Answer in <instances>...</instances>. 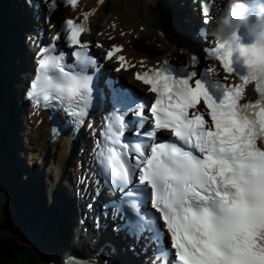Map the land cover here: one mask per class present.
Returning <instances> with one entry per match:
<instances>
[{
	"label": "snow or ice",
	"instance_id": "obj_1",
	"mask_svg": "<svg viewBox=\"0 0 264 264\" xmlns=\"http://www.w3.org/2000/svg\"><path fill=\"white\" fill-rule=\"evenodd\" d=\"M40 2L47 8L58 7V0ZM66 3L72 9L78 6V0ZM95 12L96 8L83 11L79 21L66 18L62 31L57 30L51 42L40 48L27 93L37 105L65 106L80 125L93 103L88 67L97 61L88 55L89 42L82 37L90 31ZM202 15L205 24L210 23V7H203ZM44 19L57 28L50 14ZM61 40L77 49L71 53L75 65L65 63L64 51L57 53ZM242 41L236 34L206 49L225 74L238 76L239 83H227V75L221 78L215 65L198 74L161 62L134 73L135 79L150 86L155 100L145 99L134 111L135 100L127 101L118 92L121 108L112 114L108 130L102 132L104 141L97 145V160L110 189H128L125 195L135 192L145 206L150 189L151 207L159 215L143 213L133 205L135 219L130 227L134 234H150L166 264H264V47ZM122 50V45L113 44L105 55L119 62L116 71L134 66L118 54ZM197 63L198 57L190 58V64ZM241 63L242 70L237 66ZM253 82L255 100L246 96V86ZM201 101L203 111L198 108ZM129 112L139 120L141 139L135 143L125 138L133 123L125 119ZM161 132L170 136L164 139ZM161 219L170 247L161 246L166 235Z\"/></svg>",
	"mask_w": 264,
	"mask_h": 264
},
{
	"label": "bare ground",
	"instance_id": "obj_2",
	"mask_svg": "<svg viewBox=\"0 0 264 264\" xmlns=\"http://www.w3.org/2000/svg\"><path fill=\"white\" fill-rule=\"evenodd\" d=\"M94 0L89 1V3H93ZM9 21H17L19 20L18 13H14V10L17 9V2L15 0H9ZM116 7V6H115ZM118 11H113L114 8H111V12L107 14L105 12V9L103 6H99L96 10L94 20L92 25L96 26V29H101L103 27H107L111 25L110 20L113 19V21H118L119 26H122L125 29L132 28V32H124V38L122 39L123 43H129V39L133 41V47L132 49L126 46V51L128 52L129 56H132L134 51H137L138 49L146 50L147 53L150 54V52H153V50L150 49V45L144 46L143 40L148 39L149 41L156 42L160 44L159 50H166L170 49V46L167 45V39L161 36L157 32V26H161L163 28H167L169 26L170 30L174 29V26L176 24V21H174L171 16H175L169 9H165L161 5V0H127L126 6L124 5V9L121 10V8H117ZM63 14H66L65 11H60L57 13L58 16H61ZM127 14H129V17H126ZM16 15V17H15ZM147 15L150 16L152 22L149 25L144 24V29L140 30L139 25L142 23L141 16ZM191 22H194L192 19ZM144 23V22H143ZM7 37H5L7 50L2 49L3 53V62H12L7 59L8 52L13 55L14 53L19 51V45L22 47L24 46V42L22 44H19L17 41L16 33H21L22 31V24L15 26L12 23H9V29H8ZM121 30L116 28L114 30H109L108 35H114L115 37H118L120 35ZM15 34V35H14ZM136 34L137 38L136 40L133 39V35ZM14 35V38H13ZM15 45V46H14ZM158 49V48H156ZM22 56V55H21ZM27 61V58H26ZM19 62V65L21 64L20 60L14 61ZM25 68H27L25 66ZM15 75V76H14ZM19 76V72L15 71L14 73H11L8 76L9 81L12 83V87H14V82L19 81L20 78H17ZM8 81V82H9ZM9 82V83H10ZM14 110H16L14 108ZM11 111V110H8ZM35 118L33 117V120ZM8 128L16 133V130L19 131L20 125L19 123H9ZM32 131V145L34 146L35 150L30 152V158L28 159L29 165H38L39 169L41 168L42 164L47 160L48 158L55 157V163L51 166V171L53 173V177H58L63 170L65 169V165L69 163L72 159V153H73V142L69 141L68 139L59 137L54 142H49L47 135H48V126L42 122L40 125H38L35 128L31 129ZM14 134V133H13ZM56 260V256H46V264L49 262H54Z\"/></svg>",
	"mask_w": 264,
	"mask_h": 264
},
{
	"label": "trees",
	"instance_id": "obj_3",
	"mask_svg": "<svg viewBox=\"0 0 264 264\" xmlns=\"http://www.w3.org/2000/svg\"><path fill=\"white\" fill-rule=\"evenodd\" d=\"M6 4V0H0V68L3 64L2 49L4 47L7 49V45H3L6 42V36L3 35L7 29V23L4 19L7 12ZM7 119H10V116H7ZM6 125L0 116V182L7 199L16 208L18 222L0 219V262L1 264H39L41 251L52 249L50 229L57 222L56 216L51 217L50 223L43 224V228L40 225H33L39 212L44 208V198L38 188L32 187L28 191V186L26 188L21 187V179L16 169L13 170L14 174L12 175L6 171V168L8 169L7 163L12 166L10 161L14 158L10 147L1 145V137ZM13 140V144H15L16 140ZM16 189H18L17 194L11 197ZM58 209L62 211L60 206Z\"/></svg>",
	"mask_w": 264,
	"mask_h": 264
},
{
	"label": "clouds",
	"instance_id": "obj_4",
	"mask_svg": "<svg viewBox=\"0 0 264 264\" xmlns=\"http://www.w3.org/2000/svg\"><path fill=\"white\" fill-rule=\"evenodd\" d=\"M209 35L215 40H232L236 34L264 47V0H223L218 15L210 18Z\"/></svg>",
	"mask_w": 264,
	"mask_h": 264
},
{
	"label": "rangeland",
	"instance_id": "obj_5",
	"mask_svg": "<svg viewBox=\"0 0 264 264\" xmlns=\"http://www.w3.org/2000/svg\"><path fill=\"white\" fill-rule=\"evenodd\" d=\"M109 2H108V4H109V6L107 7V9L108 8H114V10L113 11H118V10H116L115 8H117V6H119L121 9H124V5L126 6V2H127V0H108ZM111 6H116V7H111ZM125 10V9H124ZM10 11H11V8H10ZM10 11L8 12V14L7 15H10ZM123 11V10H122ZM17 12V9H15L14 10V13H16ZM130 15L129 14H127V16L126 17H129ZM15 17H16V15H15ZM17 18V17H16ZM11 26H12V22H11ZM8 28H9V26H8ZM8 28H7V32H8ZM15 35V34H14ZM14 35H13V38H14ZM19 36H20V33L19 32H17L16 33V37H17V41L19 42V44H22V40L20 41V39H19ZM6 37H7V34H6ZM15 46V45H14ZM143 49H145V48H143ZM143 49H141V50H143ZM145 52H146V50H144ZM19 52L21 53V55L22 56H25V58H27V57H29V55L27 54V51L25 50V48L24 47H22V46H20L19 45ZM8 53H10V52H8ZM152 52H150V54H151ZM11 54V53H10ZM21 61V60H20ZM26 60H24V62H25ZM21 65V64H20ZM26 67H27V64L25 65ZM15 76V75H14ZM10 79V78H9ZM9 79H8V81H9ZM4 82H7L6 81V79H5V81ZM10 82V81H9ZM8 103V102H7ZM0 116L3 118V121H5L6 120V116L5 115H3V114H1L0 113ZM26 163V162H25ZM70 169H71V167H68V172H67V175H69V172H70ZM23 178H22V180H23V182H24V180H25V178H26V176L24 175V176H22ZM55 207H57L58 208V205H57V203L55 204ZM49 215H50V213H49ZM13 222L14 223H17L18 222V220H16V219H13ZM63 251V249L62 248H59V249H57V251ZM42 253L43 254H41V257H40V259H39V264H46V256L47 255H50V256H55V252H52V251H42Z\"/></svg>",
	"mask_w": 264,
	"mask_h": 264
},
{
	"label": "water",
	"instance_id": "obj_6",
	"mask_svg": "<svg viewBox=\"0 0 264 264\" xmlns=\"http://www.w3.org/2000/svg\"><path fill=\"white\" fill-rule=\"evenodd\" d=\"M14 211L15 209L13 205L8 202L0 186V219L2 220L10 219L12 215L14 214Z\"/></svg>",
	"mask_w": 264,
	"mask_h": 264
}]
</instances>
